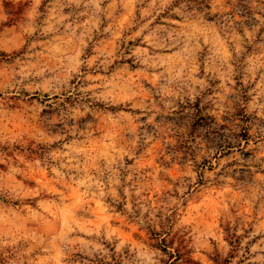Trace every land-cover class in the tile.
Instances as JSON below:
<instances>
[{
    "label": "rangeland",
    "instance_id": "374dc122",
    "mask_svg": "<svg viewBox=\"0 0 264 264\" xmlns=\"http://www.w3.org/2000/svg\"><path fill=\"white\" fill-rule=\"evenodd\" d=\"M168 263L264 264V0H0V264Z\"/></svg>",
    "mask_w": 264,
    "mask_h": 264
},
{
    "label": "trees",
    "instance_id": "16d2710c",
    "mask_svg": "<svg viewBox=\"0 0 264 264\" xmlns=\"http://www.w3.org/2000/svg\"><path fill=\"white\" fill-rule=\"evenodd\" d=\"M194 1H198V3L201 4V2H202L203 0H194ZM195 3H196V2H195ZM168 264H171V263H168Z\"/></svg>",
    "mask_w": 264,
    "mask_h": 264
}]
</instances>
